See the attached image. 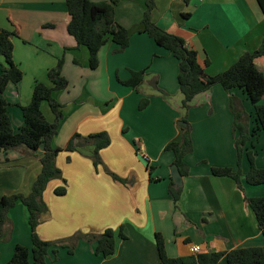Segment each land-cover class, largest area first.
Instances as JSON below:
<instances>
[{
  "label": "crops",
  "instance_id": "0c3cea01",
  "mask_svg": "<svg viewBox=\"0 0 264 264\" xmlns=\"http://www.w3.org/2000/svg\"><path fill=\"white\" fill-rule=\"evenodd\" d=\"M145 1L119 0L114 16L129 30V46L114 53L117 46L108 41L99 51L98 67L92 70L87 49L77 48L67 32L70 17L65 0H0V29L17 33L12 39L13 57L23 73L22 80L9 83L4 93L13 131L18 133L24 125L20 106L30 102L34 84L48 85V70L64 57L62 76L68 87L53 93L64 106L53 146L64 148L74 134L106 132L111 140L100 152L103 165L97 169L89 158L91 147L58 154L56 166L66 182V192L55 195L63 186L61 179L48 183L43 193L48 211L37 232L44 241H56L77 232L112 229L114 254L97 255L96 243L81 240L73 254L66 248L50 249L47 264H159L157 233L170 258L193 254L194 245L200 247V253L264 249L254 213L244 201V197H264V184L250 186L245 180L250 169L247 152L253 155L255 166L264 169V134L255 120L254 107L243 90L226 92L215 85L196 95L188 110L183 109L178 61L139 32ZM152 20L196 51L208 76L224 72L264 40V15L257 0H156ZM255 64L264 72V58H257ZM131 71L145 72L138 90L120 83L129 79ZM230 96L239 99L250 115L252 135L240 166L243 192L231 178L211 173L212 168L238 169ZM141 99L149 101L143 110L138 109ZM41 110L52 121L46 104ZM183 119L190 126L192 152L184 157L188 172L174 207L168 192L174 155L164 148L180 140ZM42 154L43 147L28 157L16 151L0 154V198L31 192ZM104 168L125 184L114 181ZM8 217L12 233L8 242L0 243V264L11 259L17 244L31 248L26 208L17 204ZM121 228L125 240L119 237ZM218 264H227L225 258Z\"/></svg>",
  "mask_w": 264,
  "mask_h": 264
},
{
  "label": "trees",
  "instance_id": "16d2710c",
  "mask_svg": "<svg viewBox=\"0 0 264 264\" xmlns=\"http://www.w3.org/2000/svg\"><path fill=\"white\" fill-rule=\"evenodd\" d=\"M65 1L70 17L67 32L76 41L77 48L82 46L87 49L90 69L95 70L98 67L99 51L108 41L111 40L117 46L114 53H122L129 46L130 32L119 25L114 16V9L119 0ZM188 1L185 0V2ZM257 2L264 15V0H257ZM155 3L156 0L145 1L139 32L148 35L159 47L168 51L178 61L177 80L179 91L182 94L183 109L188 110L196 95L208 91L215 85H220L226 92L236 88L241 89L252 103L255 120L264 134V104L261 103L264 97V72L255 64L257 58H264V40L255 51L242 54L224 72L208 76L198 61L196 51L188 48L182 38L168 33L153 22L152 11L155 8ZM17 36L15 31L0 29V154L6 151H16L28 157L33 156L40 147H43V154L40 158L41 170L33 183L31 192L27 195L16 193L0 198V243H6L11 238L12 227L8 213L17 204H22L28 212L31 240V248L17 244L11 259L5 264H47L46 259L50 249L54 247L66 248L69 254H73L76 244L81 240L87 243H96L95 253L105 258L109 257L115 252V235L112 229H105L101 233L77 232L71 237L56 241H44L38 235L37 228L41 224V217L48 211V207L43 201V193L48 183L54 179H61L63 186L55 190V195L63 196L66 192V182L62 177L61 170L56 166L58 154L62 151L79 152L85 147H91L89 158L97 169L103 165L100 152L110 145L111 140L106 132L88 136L74 134L64 148L53 146V139L57 135L60 121L63 119L64 107L54 98L53 93L68 87V81L62 76L64 57L58 59L56 66L48 70V85L41 82L34 84L30 102L25 106H20L24 125L18 133L13 131L6 111L9 104L4 93L9 83L18 84L23 77V73L13 57L12 39ZM74 63L79 65L77 59L74 60ZM205 65H207V61ZM144 75V71H131L129 79L120 81V83L138 90L143 83ZM43 104H46L50 109L53 116L52 121H48L43 114L41 110ZM148 104V99H141L138 109L143 110ZM229 108L233 115L232 131L235 136L238 169L233 171L231 168H212L211 173L216 177L231 178L237 188L243 192L240 166L245 146L252 135L250 115L246 113L240 100L236 97H229ZM182 122L185 123V126L180 128L182 132L180 140L169 142L164 149L173 153V165L178 168L183 178L188 172L184 164V157L192 152V139L188 122L186 119H183ZM247 157L250 169L245 175L246 183L250 186L264 184V169L255 166L251 152H247ZM104 169L114 181L125 184L123 179L106 168ZM168 192L174 207H177L182 187H177L170 178ZM244 201L254 213L264 241V197H244ZM119 237L124 240L127 238L122 228L119 231ZM155 241L159 264H218L222 258H225L227 264H264V249L261 247L170 258L166 253L165 242L159 233L155 234ZM53 253H56V250H53Z\"/></svg>",
  "mask_w": 264,
  "mask_h": 264
},
{
  "label": "water",
  "instance_id": "95a60500",
  "mask_svg": "<svg viewBox=\"0 0 264 264\" xmlns=\"http://www.w3.org/2000/svg\"><path fill=\"white\" fill-rule=\"evenodd\" d=\"M180 127H184L185 123L184 122H179ZM170 173H171V178L174 181L175 185L177 187H180L182 185V177L179 173L178 168L175 165H172L170 168Z\"/></svg>",
  "mask_w": 264,
  "mask_h": 264
},
{
  "label": "built area",
  "instance_id": "2783aa9c",
  "mask_svg": "<svg viewBox=\"0 0 264 264\" xmlns=\"http://www.w3.org/2000/svg\"><path fill=\"white\" fill-rule=\"evenodd\" d=\"M191 252H192L193 254H199V253L201 252V249H200L199 246L194 245V246H192V248H191Z\"/></svg>",
  "mask_w": 264,
  "mask_h": 264
}]
</instances>
